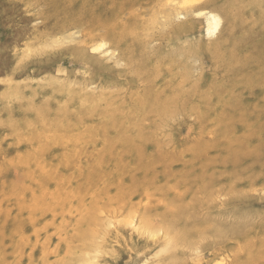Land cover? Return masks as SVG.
Segmentation results:
<instances>
[{
  "label": "rangeland",
  "instance_id": "374dc122",
  "mask_svg": "<svg viewBox=\"0 0 264 264\" xmlns=\"http://www.w3.org/2000/svg\"><path fill=\"white\" fill-rule=\"evenodd\" d=\"M1 55L0 264H264V0H0Z\"/></svg>",
  "mask_w": 264,
  "mask_h": 264
},
{
  "label": "bare ground",
  "instance_id": "6f19581e",
  "mask_svg": "<svg viewBox=\"0 0 264 264\" xmlns=\"http://www.w3.org/2000/svg\"><path fill=\"white\" fill-rule=\"evenodd\" d=\"M184 6V5H183ZM198 9H196L195 11H197ZM192 12V11H191ZM200 13H202L203 15H205V20H206V24H207V33L209 35L211 34H215L220 26H222V24H224V17H229L230 15L225 12V11H215V10H202ZM202 17V16H201ZM231 20V19H230ZM204 22V21H203ZM231 27V26H230ZM231 31V30H230ZM225 37V36H224ZM14 40V39H13ZM88 48L90 49H103L106 53H110L111 52V49L110 47H108L106 45V43L104 42V40H101V41H98L94 44H91L88 46ZM83 54V55H82ZM82 56H85L86 55V49H83L82 50ZM1 60H5V56L1 55ZM11 110V109H10ZM21 166V165H20ZM229 166V165H228ZM230 167V166H229ZM174 242V240H173ZM174 245V244H173ZM132 250V249H131ZM124 252V251H123ZM122 252V253H123ZM125 253V252H124ZM130 253V252H129ZM132 255V254H131ZM120 256V255H119ZM126 256V255H125ZM128 257V256H127ZM138 259V258H137ZM135 260V259H134ZM133 260V262H134ZM131 263V262H130ZM137 263V262H136Z\"/></svg>",
  "mask_w": 264,
  "mask_h": 264
}]
</instances>
